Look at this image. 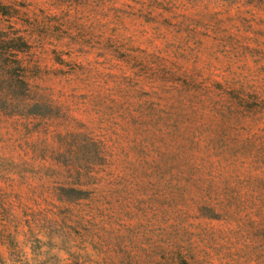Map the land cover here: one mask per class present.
Here are the masks:
<instances>
[{
  "label": "rangeland",
  "instance_id": "obj_1",
  "mask_svg": "<svg viewBox=\"0 0 264 264\" xmlns=\"http://www.w3.org/2000/svg\"><path fill=\"white\" fill-rule=\"evenodd\" d=\"M0 6V264H264V0Z\"/></svg>",
  "mask_w": 264,
  "mask_h": 264
},
{
  "label": "trees",
  "instance_id": "obj_2",
  "mask_svg": "<svg viewBox=\"0 0 264 264\" xmlns=\"http://www.w3.org/2000/svg\"><path fill=\"white\" fill-rule=\"evenodd\" d=\"M1 7V6H0Z\"/></svg>",
  "mask_w": 264,
  "mask_h": 264
}]
</instances>
